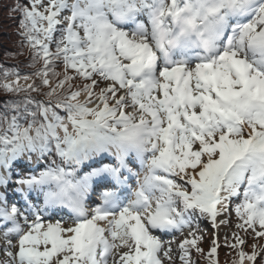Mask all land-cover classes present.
Instances as JSON below:
<instances>
[{
    "label": "snow or ice",
    "instance_id": "6c2138e0",
    "mask_svg": "<svg viewBox=\"0 0 264 264\" xmlns=\"http://www.w3.org/2000/svg\"><path fill=\"white\" fill-rule=\"evenodd\" d=\"M0 8V264H264V0Z\"/></svg>",
    "mask_w": 264,
    "mask_h": 264
},
{
    "label": "trees",
    "instance_id": "16d2710c",
    "mask_svg": "<svg viewBox=\"0 0 264 264\" xmlns=\"http://www.w3.org/2000/svg\"><path fill=\"white\" fill-rule=\"evenodd\" d=\"M12 2V0H7ZM18 13H9L7 8H0V64L13 65L24 61L28 56L27 49H24V54L11 56L6 53H18L21 51L19 47V37L15 35L18 31L17 21ZM20 70L22 72L30 71V69L24 67L21 64ZM2 98V97H0ZM202 261V259H200Z\"/></svg>",
    "mask_w": 264,
    "mask_h": 264
},
{
    "label": "rangeland",
    "instance_id": "374dc122",
    "mask_svg": "<svg viewBox=\"0 0 264 264\" xmlns=\"http://www.w3.org/2000/svg\"><path fill=\"white\" fill-rule=\"evenodd\" d=\"M234 219V218H233ZM201 228H205V240L208 241L211 238V233L214 231L210 225H201ZM218 232L219 235V240L218 243L220 245V247L218 248V261L219 264H231L232 259H234V254L229 255V249L224 247L225 244V234L228 233L229 235V239L231 238V231L229 228L223 227L221 226L218 230H216ZM180 237H177V242H179ZM261 243H264V241H261ZM205 251H207L208 247L210 246L209 244H202L201 245ZM173 247H176V245L174 244ZM245 251H250L249 248H245ZM3 257L0 256V259H2ZM202 259V261L200 260ZM193 260L198 261V264H207V261L204 260L203 258L193 254ZM177 264H179V262L177 261Z\"/></svg>",
    "mask_w": 264,
    "mask_h": 264
}]
</instances>
